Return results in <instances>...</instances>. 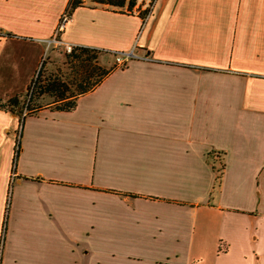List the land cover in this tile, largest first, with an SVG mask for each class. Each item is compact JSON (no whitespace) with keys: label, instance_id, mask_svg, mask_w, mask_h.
<instances>
[{"label":"crops","instance_id":"obj_1","mask_svg":"<svg viewBox=\"0 0 264 264\" xmlns=\"http://www.w3.org/2000/svg\"><path fill=\"white\" fill-rule=\"evenodd\" d=\"M150 1L75 10L64 42L137 58L74 110L0 109L1 264H264V0ZM70 2L0 0L1 101Z\"/></svg>","mask_w":264,"mask_h":264},{"label":"trees","instance_id":"obj_2","mask_svg":"<svg viewBox=\"0 0 264 264\" xmlns=\"http://www.w3.org/2000/svg\"><path fill=\"white\" fill-rule=\"evenodd\" d=\"M100 3L116 8H124L127 6V0H105ZM84 5V0H71L69 10L73 14L76 9ZM136 5V0H130L128 7L133 9ZM12 36V35H9ZM106 54L96 49L88 47H75L71 53L66 54V61L71 69L70 76H64L62 72L59 74H51L49 76L40 75L35 80L33 94L35 98L49 96L54 99V104L58 105L52 108L56 111H72L76 108L78 100L95 90L115 69L116 65L107 68L100 65L99 55ZM108 55V54H106ZM46 107L38 106V108H25L21 97L15 96L6 101L0 100V109L7 110L16 114L20 120V128H23L24 122L28 117L37 115ZM28 111L27 118L23 119L24 112ZM20 155L19 142L15 150V158L13 161V172L16 173L17 162ZM12 188V185H11ZM8 209L5 217V225L3 237L0 245V264L2 260V247L6 239V224L8 219Z\"/></svg>","mask_w":264,"mask_h":264},{"label":"rangeland","instance_id":"obj_3","mask_svg":"<svg viewBox=\"0 0 264 264\" xmlns=\"http://www.w3.org/2000/svg\"><path fill=\"white\" fill-rule=\"evenodd\" d=\"M97 1L101 2L105 0H97ZM129 1L130 0H127V6L124 7V9L126 8L128 11H131L132 9L128 7ZM141 1H145V0H136V5L139 4V2ZM152 2L153 0L149 2V7L151 6ZM66 54L67 52L62 47H58V48L52 47V49L46 53V57L41 62L39 70L37 74L35 75L34 79L32 80L27 92L23 94L22 96H20L26 109H28L29 107L38 108V106H42V107L50 106L51 108H56L58 106L54 104V99L49 96H44L40 99L35 98L33 94L34 90L31 88L34 85L35 80L38 79L40 75L45 77L51 74H59L60 72H62L64 76H70L71 69L69 65L67 64ZM99 63L102 66L110 68L114 66L115 60L113 59L112 56H109L106 54H100Z\"/></svg>","mask_w":264,"mask_h":264},{"label":"built area","instance_id":"obj_4","mask_svg":"<svg viewBox=\"0 0 264 264\" xmlns=\"http://www.w3.org/2000/svg\"><path fill=\"white\" fill-rule=\"evenodd\" d=\"M152 5L149 7V10L151 11ZM149 12V11H146ZM73 14L69 10V7L63 12V14L60 17L58 26L53 34V36L46 41L47 45L49 47H62L67 53H71L73 49L75 48L73 45L68 44L62 40V35L64 34L67 26L72 21ZM146 16V15H145ZM114 57L116 59V65L119 67L126 66L131 60L137 58L133 52L128 53H114ZM147 59V58H146ZM27 118V111L23 114V119ZM22 128H20L21 132Z\"/></svg>","mask_w":264,"mask_h":264}]
</instances>
